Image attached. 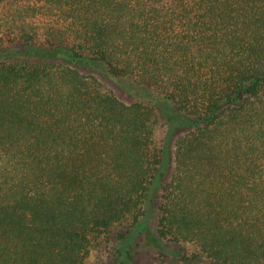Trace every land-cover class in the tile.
I'll list each match as a JSON object with an SVG mask.
<instances>
[{
	"label": "trees",
	"instance_id": "1",
	"mask_svg": "<svg viewBox=\"0 0 264 264\" xmlns=\"http://www.w3.org/2000/svg\"><path fill=\"white\" fill-rule=\"evenodd\" d=\"M161 112L159 236L264 264V0H0V264H88L161 181Z\"/></svg>",
	"mask_w": 264,
	"mask_h": 264
},
{
	"label": "rangeland",
	"instance_id": "2",
	"mask_svg": "<svg viewBox=\"0 0 264 264\" xmlns=\"http://www.w3.org/2000/svg\"><path fill=\"white\" fill-rule=\"evenodd\" d=\"M86 71L95 72L108 88L126 102L132 97H147L149 94L148 90L141 87L130 88L126 81L118 84L99 69ZM182 132L179 123L169 128L165 113L159 114L154 141L165 152L161 181L154 187L148 203L115 222L104 232L91 237L88 264H209L196 244L162 239L157 232L161 213V186L170 177L174 142Z\"/></svg>",
	"mask_w": 264,
	"mask_h": 264
}]
</instances>
